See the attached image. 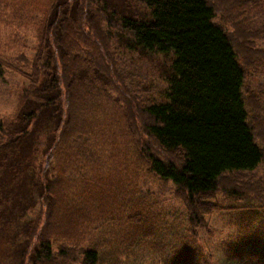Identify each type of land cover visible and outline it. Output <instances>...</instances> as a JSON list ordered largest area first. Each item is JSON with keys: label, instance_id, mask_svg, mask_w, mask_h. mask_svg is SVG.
Returning a JSON list of instances; mask_svg holds the SVG:
<instances>
[{"label": "trees", "instance_id": "trees-1", "mask_svg": "<svg viewBox=\"0 0 264 264\" xmlns=\"http://www.w3.org/2000/svg\"><path fill=\"white\" fill-rule=\"evenodd\" d=\"M227 4L231 10L224 9ZM96 26L100 31L88 36ZM95 43L114 71L111 77L104 64L97 66L84 52ZM119 46L171 59L163 98L141 104L146 135L158 145L157 152L147 147L136 152L140 169L146 166L177 194L183 208L175 212L177 219L183 218L181 232H170L163 220L168 214L156 208L154 213L161 215L153 214L147 223L144 212L131 211L146 204L142 199L118 210L130 213L127 217L114 210L116 215L109 218L96 208L98 202H91L89 185L97 176L80 167L83 146L69 160L72 154L64 150L67 143L76 146L89 135L79 127L77 99L87 95L85 107L96 94L121 95L113 89L125 75ZM251 48L262 54L253 56ZM243 55L258 58L256 63L264 66V0L1 1L0 79L19 75L29 82L16 91V109L0 113V240L5 241L6 264H196L194 241L210 232L204 208L210 197L222 193L226 200L247 201L249 218L258 219L256 214L264 209V175L258 179V197L242 181L220 186L231 175L251 176L264 165L263 142L255 131L258 123L264 125L257 119L264 110L254 108L247 94V83L256 74L251 97L255 107L258 100L264 103V68L253 74L249 67L248 78ZM32 102L35 107L29 109ZM164 152L174 160L166 159ZM60 190L66 194L61 196ZM55 211L62 217L81 212L74 236L51 231ZM118 222L122 231L110 235V225ZM236 227L244 234L238 235L234 254L240 247L243 256L257 262L264 251V233L254 228L258 240L249 244L255 233H245V225ZM147 237L154 243L147 244ZM145 254L148 259L142 263ZM237 257L246 259L225 257L226 264L244 263Z\"/></svg>", "mask_w": 264, "mask_h": 264}, {"label": "rangeland", "instance_id": "rangeland-1", "mask_svg": "<svg viewBox=\"0 0 264 264\" xmlns=\"http://www.w3.org/2000/svg\"><path fill=\"white\" fill-rule=\"evenodd\" d=\"M1 1L4 0H0V2ZM224 9L231 10V6L227 4L224 6ZM91 13L92 15H96L95 11H91ZM98 31H100V29L96 26V30L87 35L91 36ZM246 41L251 43L249 39H246ZM118 48L124 58L125 69L123 70L125 75L122 74L118 78L113 89L117 87L121 91V95L117 92L110 91L108 93L94 95L95 92L93 91L91 97L94 96L91 101L89 99L90 103L88 101L85 107L84 103L87 95H84L81 99H77L75 101V112L81 117V121L79 120L78 124L85 134L89 131V135L86 134L84 138L85 141H79L76 146L67 143L64 150L72 154L67 157L69 160L78 153L81 150V146H83L80 167L86 168L87 175L89 174L90 168V176H97L96 181L92 183L93 186L89 185V190H92L91 199L93 198L91 202H98L96 208L107 214L109 218L116 215L114 210H117L118 213H122L118 210L142 199V203L146 204L137 205L131 211L139 213L144 212L146 214V223L153 214L154 216L168 214V216L163 218L166 223L165 226H167L170 232L174 230L181 232L183 218L180 215L177 219L175 212L183 208H181L182 205L177 194L172 191L169 185L159 183L157 178L149 173L146 166H142V170L140 169V163L137 160L138 155L136 152L137 147H139V149L147 147L157 152L156 146L158 145L153 138L147 136L148 133L145 126L147 123L145 113L143 112L144 107L141 106V104L143 101L152 103L153 100L159 101L163 98V93L167 89V82L165 81L167 75L166 67L171 59L169 58V61L163 56L141 52H129L120 46ZM251 50L255 53L253 56L262 54L257 49L251 48ZM84 52L88 54L89 58L93 59L97 66L104 64L109 72L107 77H111L114 71L107 66L106 61L101 55L100 46L97 43H95L94 47L88 48ZM84 52L80 56V61L85 59ZM103 52L107 55L106 46H103ZM243 56V66L246 72H248L249 67L253 74L255 71L261 72L263 70L264 66L262 63H256L259 60L258 58L250 55ZM249 77L250 72H248V78ZM259 78L262 81L261 77ZM257 80L258 78L255 74V78H252L251 84L247 83V94L254 108L264 110V103L262 104L261 100H258L255 107V101L251 97V91L256 87ZM120 83H124L122 87L119 86ZM22 84L28 85L29 82L19 75H15L13 78L7 77L6 80L0 79L1 114H10L16 109L18 101L15 94L18 87ZM85 91L86 90H81V93L84 94L86 93ZM120 101H123V105H120ZM142 105H144V103ZM33 107L35 106L32 102L29 109ZM138 108L140 109L137 110ZM255 114L258 113L255 112ZM257 119L259 122L264 120V114L261 117L257 115ZM46 129L50 131L49 123H46ZM255 129L257 138L261 139L263 142L262 148L264 151V125L258 123ZM43 137L44 135L42 138ZM163 155L169 161H173L175 158L173 155L165 152ZM142 163L146 165L145 157H143ZM67 165L68 162L63 161L62 166L64 169H67ZM100 170L105 171V174L102 175L96 172ZM261 175H264V165H262L257 172L252 173L251 176H249V174L231 175L227 177L225 181L222 180L220 186H233L227 185V183H231L233 180L242 181L244 185H246V190L248 191L250 187L253 191V195L258 197L255 191L256 187H260V180L258 179L261 178ZM82 179L80 181L81 196L86 192V186ZM83 180L86 179L84 178ZM128 181H132L131 185ZM60 194L62 196L66 193L60 190ZM226 199L227 198H225L222 193H218L210 197L204 206V208L208 210L205 219L210 232L208 235L202 233V240L199 239L194 241V246L197 250L196 264H226L227 261L225 257L230 258L234 255L246 258L242 259L237 257L236 260L238 262H244L240 264H253L255 260H257L256 258H249L248 260L246 256L242 255V249L240 247L236 248V252L238 253L234 254L232 248L237 244L236 241H239L240 236L238 237V235L244 234L243 231L240 233L236 226L243 227L245 225L247 227L245 233H250L251 235L255 233L252 235V240L247 239L249 244L257 242L258 238L253 229L257 228L259 232L264 233V209L257 214L255 213L258 219L255 217L249 218L252 213L244 209L249 205V202ZM154 200H157V204L153 203L155 202ZM206 201L207 198L205 199V202ZM155 208L161 211V214L154 213ZM72 214L74 216H72ZM122 215L127 217L130 213H122ZM52 216L56 218L54 224L50 227L52 232L56 229H61L58 234L74 236L77 227L79 228V219L82 214L80 211H77L62 217L55 211L52 213ZM121 225V222L110 225L111 229L108 233L110 235L120 233V231H122ZM97 236L103 239L100 233H98ZM237 237L238 239L235 240ZM104 240L108 242V238ZM153 240L155 239L147 237L145 242L147 244L154 243ZM156 241L158 240L156 239ZM4 243V240H0V261L6 264L7 260L2 255L6 247V245H3ZM193 255L194 253L191 254L190 258H192ZM260 255L262 257L255 262L256 264H264V251L261 252ZM152 256L159 258L156 252H154ZM143 259H148L147 254L142 258V263ZM126 263L132 264L128 260Z\"/></svg>", "mask_w": 264, "mask_h": 264}]
</instances>
